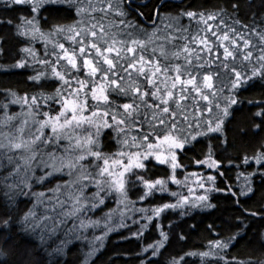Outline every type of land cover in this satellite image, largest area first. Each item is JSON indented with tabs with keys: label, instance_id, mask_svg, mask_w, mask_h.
Instances as JSON below:
<instances>
[{
	"label": "snow or ice",
	"instance_id": "snow-or-ice-1",
	"mask_svg": "<svg viewBox=\"0 0 264 264\" xmlns=\"http://www.w3.org/2000/svg\"><path fill=\"white\" fill-rule=\"evenodd\" d=\"M0 4L28 10L15 23L16 34L27 42L21 49L27 56L14 66H42L28 77L38 89L35 94L9 89L6 102H0V185L13 194L10 199L17 194L35 197L32 208L15 221L0 218V225L7 228L18 221L22 231L36 234L41 243L63 236L54 249L58 253L74 239L89 240L86 255L92 257L111 232L127 226L129 213H140L145 223L132 237L139 240L150 225L159 228V237L142 249L147 255L140 264H160L154 258L169 242V232L160 223L162 214L214 208L210 193L230 191V186L216 187L217 176L224 172L211 141L220 139L213 134H223L233 106L243 102L242 93L257 81L264 84V28L239 17V0H232L230 9L212 12L186 8L150 30L137 19L144 13L134 8V0ZM51 4L68 5L71 22L48 24L42 10ZM153 14L159 16L160 9L154 8ZM184 17L187 23L181 22ZM42 20L46 27H41ZM2 24L13 25L14 20L0 18ZM33 42L42 43V50ZM14 104L20 105L19 112L10 110ZM259 106L257 129L264 125V100ZM197 144L207 151L205 158L193 157L192 163L217 169L216 175L181 171L178 177L177 170L188 167L187 152ZM250 159L264 169V143L243 163ZM158 165L166 166L163 178L150 175ZM133 189L139 190L134 193L137 200L132 199ZM253 191L246 178L240 192L231 195L249 196ZM145 200L156 206L136 207ZM245 211L264 218V211ZM209 229L215 231L212 225ZM238 236L217 233L207 250L188 251L172 257L169 264H188L185 256L199 257L200 264H264V256L229 259L227 250ZM8 255L0 248V256Z\"/></svg>",
	"mask_w": 264,
	"mask_h": 264
},
{
	"label": "trees",
	"instance_id": "trees-1",
	"mask_svg": "<svg viewBox=\"0 0 264 264\" xmlns=\"http://www.w3.org/2000/svg\"><path fill=\"white\" fill-rule=\"evenodd\" d=\"M231 3L232 0H134V8L144 13V16L137 19L150 30L154 26L162 27L171 17L186 8L212 12L219 7L230 9ZM239 3L241 5L239 17L252 27L264 28V24L261 23L264 21V0H239ZM16 7L21 11L6 9L0 4V18L14 20L13 25H0V48L3 49L0 53V102H6L5 97L8 96L9 89L20 95L26 92L35 94L38 89L28 77L42 67L39 64L22 69L14 66L18 59L27 56L21 51L27 42L16 34L15 23L19 22L16 19L17 16L27 15L28 10L26 6ZM46 8L47 11L42 10V13L47 17L48 24L71 22L72 14L68 5L51 4L46 5ZM154 8L160 9L159 16L153 14ZM229 15H232L231 11ZM153 21L156 22L155 25ZM181 22L187 23L188 20L184 17ZM228 22L231 23V21ZM40 23L41 27H46L45 21L42 20ZM33 44L36 49L42 50V43L33 42ZM40 54H43L42 51ZM241 98L243 102L233 106L232 115L225 121L223 134H213L219 135L220 139L211 141L213 156L222 161L220 170L224 172V176H217L216 187L227 189L230 186V191L210 193L209 199L215 205L214 208L177 209L162 214L160 223L165 226V231L169 232V242L166 249L161 250L162 255L154 258L160 261V264H169L172 257L184 255L188 251L207 250L208 241L216 238L217 233L221 237L239 233L238 242L227 250L229 259L235 257L240 260H255L264 256V218L253 217L245 211V209L264 211V177L261 175L264 169L251 159L248 164L243 163L245 156L251 158L258 151L259 145L264 143V125L260 129L255 128V125L260 122V118L255 113L261 110L259 102L264 100V84L257 81L254 86L242 93ZM250 100L257 103H248ZM18 108L20 109V105L10 106L13 112H19ZM185 151L187 152V149ZM206 151L204 144H197L194 151L187 152L184 163L188 167L177 170V176H180L181 171L216 175L217 169H208L206 165L192 163L193 157L205 158L203 153ZM165 168L166 166L158 165L151 169L150 175L163 178ZM249 173H255V175L249 177ZM246 178L251 180L253 193L249 196H232L231 192H240ZM170 187L176 188L171 184ZM138 191V189L132 190V199L137 200L134 193ZM202 191V189L197 190V194ZM12 195V193L6 194L5 187L0 185V218L10 216L15 221L32 208L35 197L17 194L13 200L10 199ZM171 199L174 200V198ZM159 202L156 198V203ZM136 206L151 208L156 204H150L148 200H145L138 201ZM41 210L40 206L36 209L38 213ZM183 211H187L188 214L181 215ZM138 215L141 214L134 215L135 220L138 219ZM144 223L143 220L138 223H133L132 220L126 223V227L111 232L104 241L103 248L92 257L86 255L90 251L89 240L74 239L65 247L63 253H58L54 249L60 244L63 236L41 243L36 234L22 231L18 221L7 228L0 225V248L9 252L8 256H0V264H140L147 255L142 252V249L159 237V228L153 229L151 225L139 240L132 237L131 233ZM152 223L157 222L154 220ZM168 225H171L170 229ZM192 225L196 227L192 228ZM209 225H212L215 231H211ZM181 235L186 239H180ZM184 258L188 264H200L199 257L185 256Z\"/></svg>",
	"mask_w": 264,
	"mask_h": 264
},
{
	"label": "rangeland",
	"instance_id": "rangeland-1",
	"mask_svg": "<svg viewBox=\"0 0 264 264\" xmlns=\"http://www.w3.org/2000/svg\"><path fill=\"white\" fill-rule=\"evenodd\" d=\"M18 109H19V108H18ZM18 109H17V111H18ZM19 111H20V109H19ZM112 207H115V204H114V203L112 204ZM136 207H137V206H136ZM128 215H129V217H131V218L127 219V220H126V223H128L129 221L135 220V219H134V216H132L131 213H129ZM136 221H140V215H138V219H137ZM118 229H120V228H117L116 230H118ZM96 234L99 235V232H97ZM106 238H107V237H106ZM106 238H105V240H106ZM105 240H104V241H105Z\"/></svg>",
	"mask_w": 264,
	"mask_h": 264
}]
</instances>
